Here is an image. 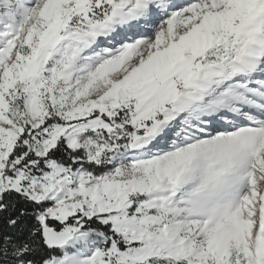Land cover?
<instances>
[{
	"label": "snow or ice",
	"instance_id": "snow-or-ice-1",
	"mask_svg": "<svg viewBox=\"0 0 264 264\" xmlns=\"http://www.w3.org/2000/svg\"><path fill=\"white\" fill-rule=\"evenodd\" d=\"M0 264H264V0H0Z\"/></svg>",
	"mask_w": 264,
	"mask_h": 264
}]
</instances>
